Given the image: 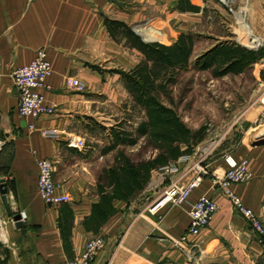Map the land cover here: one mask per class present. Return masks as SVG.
Listing matches in <instances>:
<instances>
[{"label": "crops", "instance_id": "obj_1", "mask_svg": "<svg viewBox=\"0 0 264 264\" xmlns=\"http://www.w3.org/2000/svg\"><path fill=\"white\" fill-rule=\"evenodd\" d=\"M198 1L0 0V181L7 189L5 202L0 188V264H52L77 259L87 240L95 237L101 238L103 245L88 264H264V250L257 236L212 179L227 167V156L235 161L246 159L249 180L231 188L264 224V144L250 142L235 154L222 151L209 157L204 164L210 174L201 179L186 201L179 205L166 202L150 210L170 180L189 181L196 172L194 160L183 159L187 155L171 160L152 169L145 186L128 198L112 199L104 220L91 222L94 203L110 192L104 171L114 163L116 153L134 163L152 159L153 154L133 159L125 150L129 145L104 153L109 142L83 150L70 148L65 142L68 137H80L75 133L78 124L91 129V122L105 121L102 111L107 102L119 104L128 99L119 75L105 81L101 71L91 68L104 61H117L121 54L118 42L110 38L103 24L104 17L131 27L134 19H143L145 11L157 12L173 2L174 12L199 15L204 8ZM180 6L198 9L183 11ZM251 6L253 29L264 35V0H251ZM38 50H45L51 64L52 74L47 79L51 89L43 95L56 110L53 115L24 118L16 112L19 100L10 75L18 66L29 64ZM137 63L132 61L128 69ZM68 77L78 78L85 91L67 89ZM113 83H117V91ZM77 152L84 158L73 168L67 158ZM40 158L52 160L53 179L70 201L48 205L40 198L36 185V161ZM171 166L176 170L168 171ZM203 194L214 197L218 209L198 235L188 237V243L197 242L202 248L195 262L186 258L175 241L188 226L190 204ZM65 208L72 214L66 250L57 226ZM15 213L22 215L21 227L15 226Z\"/></svg>", "mask_w": 264, "mask_h": 264}, {"label": "rangeland", "instance_id": "obj_2", "mask_svg": "<svg viewBox=\"0 0 264 264\" xmlns=\"http://www.w3.org/2000/svg\"><path fill=\"white\" fill-rule=\"evenodd\" d=\"M236 2L235 0H199L198 5L204 8V12L199 15L174 12L175 3L173 2L159 7L157 12L147 10L144 13L145 16L143 14V19H134L129 24L135 33L138 31L137 36L145 43L161 42L172 45L180 34L192 37L193 52L188 68L176 73L175 82L170 85L168 96L162 95L161 100L178 113L186 126L196 127L192 129L193 131L203 129V140L198 144H202L204 148L211 143L214 145L205 160L222 151L235 154L242 145L246 148L250 142L256 141L264 133V107H261L257 101L264 83L263 63L257 61L242 73L219 77H213L210 69L200 70L195 65L197 57L205 50L225 41L235 42L257 53L262 51V56L264 55L263 45L255 48L256 43H250L251 38L264 36L257 34L251 24V0H240V4ZM231 9L234 13L230 11ZM118 45L122 55H119L117 61L111 63L104 61L95 66L102 72L101 75L105 81L115 77L118 79V75H111L109 69L130 70L128 67L132 61L139 63L143 60L142 54L135 48H129L124 39H121ZM113 86V89L117 91V83H113ZM126 93L128 94L127 90ZM127 97L125 103L107 102L102 111L106 120H99V123L91 122V129L84 127L83 124L77 125L75 133L84 141V146L92 147L111 143V128L119 129L120 126L134 133L137 123L143 119V113L136 108L133 110V101L129 94ZM130 115L133 118H130ZM106 129L109 130L106 131ZM99 133L102 135L99 136ZM74 138L77 139L72 136L67 140ZM138 141L135 146L125 149L130 157L145 159L151 152L153 157L157 154L148 139L141 137ZM65 142L68 144L67 141ZM193 150L187 156H191ZM82 156L78 152L71 154L67 158L68 163L71 167L77 168L84 158ZM230 157L227 156L226 159Z\"/></svg>", "mask_w": 264, "mask_h": 264}, {"label": "trees", "instance_id": "obj_3", "mask_svg": "<svg viewBox=\"0 0 264 264\" xmlns=\"http://www.w3.org/2000/svg\"><path fill=\"white\" fill-rule=\"evenodd\" d=\"M183 11L197 10L193 6L183 7ZM110 38L115 42L125 40L129 48H135L142 54L143 60L130 70L121 68L110 70L119 75L133 101V110L143 113V119L137 123L134 133L119 126L111 128V143L104 153L114 150L120 145H135L144 137L156 150L152 159L132 162L124 154L117 152L114 163L104 171L108 178L110 192L101 195V202L94 203L93 215L89 221L104 220L108 216V204L114 198H128L136 189L147 183L152 169L163 166L171 160L192 153L193 147L203 140V129L191 131L182 122L178 113L161 100L162 95L168 96L169 87L173 84L176 73L186 70L192 54L193 39L190 35L180 34L172 45L159 42H143L138 31L133 32L121 21L104 17ZM140 33V32H139ZM139 35V34H138ZM142 38V37H141ZM143 39V38H142ZM262 58V51L255 52L245 49L235 42H219L205 50L197 57L195 65L200 70L210 69L213 77L244 72L250 65ZM92 69L99 70L95 66ZM104 190L101 187V191ZM72 214L68 208L62 209L57 221L65 250L70 245ZM86 224V221H85Z\"/></svg>", "mask_w": 264, "mask_h": 264}, {"label": "built area", "instance_id": "obj_4", "mask_svg": "<svg viewBox=\"0 0 264 264\" xmlns=\"http://www.w3.org/2000/svg\"><path fill=\"white\" fill-rule=\"evenodd\" d=\"M234 13V11L231 9ZM253 36V35H252ZM256 40V47L264 46V36L261 38H251ZM264 65V55L258 60ZM52 74L51 64L46 56L45 50H38L35 53L31 62L24 66H18L11 71V81L17 92L18 106L16 109L17 115L24 118L37 119L41 116L55 114L56 106L50 104L44 98L43 92L51 89V85L47 79ZM66 88L72 91L82 93L85 91V84L78 78L68 77L65 79ZM257 98L258 104L264 107V83ZM33 127L30 125L29 129ZM67 146L73 149L83 150L85 148L84 141L80 138L67 140ZM2 146L0 142V147ZM214 147L213 143L204 148L202 144H197L194 147L191 156H185L183 159L192 158L193 165L196 168L194 176L189 181L170 180L162 191L159 199L151 206L150 210L156 209L166 202L179 205L187 200L189 193L197 187L201 179L210 174L208 165L204 164L205 159L209 155V151ZM203 153V154H202ZM197 155V156H196ZM227 167L222 174L213 176V181L221 194L228 199L231 207L235 212L240 213L248 223L250 229L258 238L259 244L264 250V224L259 216L246 205L243 204L238 194L234 193L232 184L242 183L249 180L248 164L246 159L235 161L227 160ZM37 191L41 199L48 205L60 204L65 201H70L69 195L61 190L60 184L53 179V162L51 159L40 158L36 161ZM176 167L171 166L168 171H175ZM218 209V204L211 195L203 194L189 206V221L188 226L181 234L179 239L175 241L176 245L184 252L186 258L191 261L198 262L200 255L203 253L202 248L198 243H188L189 236H196L209 223L212 214ZM188 243V244H186ZM103 245V241L99 237L91 238L85 243L80 257L77 259H67L61 262H53L52 264H88L94 257L95 251Z\"/></svg>", "mask_w": 264, "mask_h": 264}, {"label": "water", "instance_id": "obj_5", "mask_svg": "<svg viewBox=\"0 0 264 264\" xmlns=\"http://www.w3.org/2000/svg\"><path fill=\"white\" fill-rule=\"evenodd\" d=\"M252 143L253 144H264V133L261 134V137L259 139H257L256 141H254ZM0 188H1L3 200L6 202L7 189L5 188L2 180L0 181ZM13 219L15 221V226H17V227L22 226L23 221H22V215L21 214L15 213Z\"/></svg>", "mask_w": 264, "mask_h": 264}, {"label": "bare ground", "instance_id": "obj_6", "mask_svg": "<svg viewBox=\"0 0 264 264\" xmlns=\"http://www.w3.org/2000/svg\"><path fill=\"white\" fill-rule=\"evenodd\" d=\"M254 41H256V40L254 39V40H252L250 43H252V42H254Z\"/></svg>", "mask_w": 264, "mask_h": 264}]
</instances>
